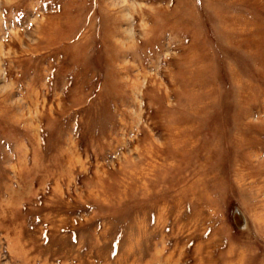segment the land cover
<instances>
[{
	"label": "rangeland",
	"instance_id": "1",
	"mask_svg": "<svg viewBox=\"0 0 264 264\" xmlns=\"http://www.w3.org/2000/svg\"><path fill=\"white\" fill-rule=\"evenodd\" d=\"M0 264H264V0H0Z\"/></svg>",
	"mask_w": 264,
	"mask_h": 264
},
{
	"label": "water",
	"instance_id": "2",
	"mask_svg": "<svg viewBox=\"0 0 264 264\" xmlns=\"http://www.w3.org/2000/svg\"><path fill=\"white\" fill-rule=\"evenodd\" d=\"M234 219L239 228H242L245 224V219L242 215V212L239 209H236L234 213Z\"/></svg>",
	"mask_w": 264,
	"mask_h": 264
}]
</instances>
